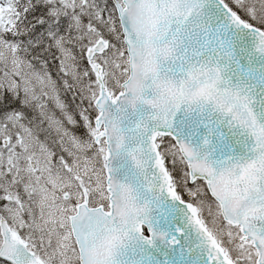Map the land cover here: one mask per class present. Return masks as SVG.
Instances as JSON below:
<instances>
[{"label": "snow or ice", "instance_id": "snow-or-ice-1", "mask_svg": "<svg viewBox=\"0 0 264 264\" xmlns=\"http://www.w3.org/2000/svg\"><path fill=\"white\" fill-rule=\"evenodd\" d=\"M0 264H264V0H0Z\"/></svg>", "mask_w": 264, "mask_h": 264}]
</instances>
